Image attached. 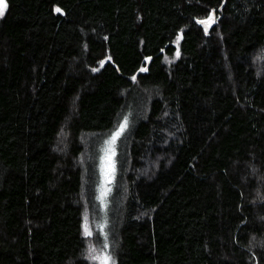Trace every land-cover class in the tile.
<instances>
[{"label": "trees", "instance_id": "obj_1", "mask_svg": "<svg viewBox=\"0 0 264 264\" xmlns=\"http://www.w3.org/2000/svg\"><path fill=\"white\" fill-rule=\"evenodd\" d=\"M6 3L0 264H97L103 232L115 264H264V0ZM127 111L85 236L90 157Z\"/></svg>", "mask_w": 264, "mask_h": 264}, {"label": "rangeland", "instance_id": "obj_2", "mask_svg": "<svg viewBox=\"0 0 264 264\" xmlns=\"http://www.w3.org/2000/svg\"><path fill=\"white\" fill-rule=\"evenodd\" d=\"M130 112H126L122 118L120 119L118 125L116 126V128L107 133L106 135H104L103 137L100 138V142L99 139H97L96 141V145L99 142V144L97 146H95V150L93 151L91 157H90V170L89 171V181L92 185V190H93V195H94V202H92L91 204H87V208L85 209V217H87V220H85V224L88 225L89 230L91 231L92 234H95L96 231V227L97 224L94 221V217H93V212L92 210L96 211V212H100L101 215H103V220L106 221V219L109 217L108 216V212H110V208L114 207L115 205H111V203L108 201L111 200L112 202L115 203L114 199H112L111 194H115L116 192V188L119 186L117 184V169H118V163L117 160L120 159V154H119V149H120V143L121 140L124 139V133L126 132V128H128V121H127V127L125 128L123 134L119 137V139L116 141L115 144V150H116V155L113 158L114 163H115V172H114V176L111 180L110 184L105 185L104 182V175L102 173V167L104 165V157L106 156V150L109 148V144L108 141L111 139V137L120 129V126L124 124L125 119L129 120L130 118ZM123 145V143H122ZM88 160V153L87 156L85 158V163ZM110 189L108 191H102L103 189ZM99 199V200H98ZM103 200V201H101ZM105 201H108V204L105 203ZM110 204V206H109ZM109 220V218H108ZM103 221V222H104ZM108 224V223H107ZM98 234V233H97ZM99 239H98V243L100 244V250L98 251V253L104 251L103 250V241L101 242V240L107 239L108 234L103 232L102 235H99ZM103 236V237H102ZM111 240L104 242L107 243V245H110ZM102 244V246H101ZM108 251V250H107ZM97 264H100V261L97 260Z\"/></svg>", "mask_w": 264, "mask_h": 264}, {"label": "snow or ice", "instance_id": "obj_3", "mask_svg": "<svg viewBox=\"0 0 264 264\" xmlns=\"http://www.w3.org/2000/svg\"><path fill=\"white\" fill-rule=\"evenodd\" d=\"M7 8H8V5L6 3V0H0V17H2L5 14ZM55 11L57 13H60L61 9L57 7ZM198 23L204 26V32L207 33L211 25L216 23L215 10H213L212 14L209 15L206 19L199 20ZM182 38L183 37L181 34V36L177 37V40L179 41ZM176 55L177 57H179V52H177ZM109 59L111 58L109 57ZM148 59H151V57H148ZM147 70H148L147 68H143V67L140 69L141 72H146ZM93 71H98V69H93ZM132 79L135 80L136 79L135 76H133ZM126 127H127V119H125L124 124L120 126L119 131H117L108 141L109 148L106 150V156L104 157V165L102 167V173L104 175L105 185L110 184L114 176L115 163H114L113 158L116 155L115 144H116V141L119 139V137L123 134ZM108 190L110 189L105 188L102 191H108ZM85 220H87V217H85ZM84 234L85 236L92 235L87 224L84 225ZM108 247L109 246L105 244V251H102L100 253H97L94 248H90L88 250L89 258L99 260L100 264H115L114 257L110 254L109 251H107Z\"/></svg>", "mask_w": 264, "mask_h": 264}, {"label": "water", "instance_id": "obj_4", "mask_svg": "<svg viewBox=\"0 0 264 264\" xmlns=\"http://www.w3.org/2000/svg\"><path fill=\"white\" fill-rule=\"evenodd\" d=\"M215 18H216V17H215ZM216 22H217V20H216ZM214 25H215V23H214V24H212V25H211V27H212V26H214ZM202 26H203V25H202ZM203 27H204V26H203ZM211 27H210V28H211ZM210 28H209V30H210Z\"/></svg>", "mask_w": 264, "mask_h": 264}]
</instances>
